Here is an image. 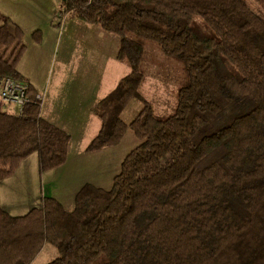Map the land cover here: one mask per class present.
Instances as JSON below:
<instances>
[{
	"label": "trees",
	"instance_id": "1",
	"mask_svg": "<svg viewBox=\"0 0 264 264\" xmlns=\"http://www.w3.org/2000/svg\"><path fill=\"white\" fill-rule=\"evenodd\" d=\"M61 6L54 19L70 13L118 35L117 58L131 68L95 105L102 128L86 151L117 146L130 129L140 143L110 189L85 184L72 210L44 196L41 206L12 215L0 200V264H32L46 244L59 253L48 264H264V12L246 0ZM24 39L0 11V79L23 80ZM33 39L40 42L42 31ZM149 47L184 72L168 116L141 95ZM37 94L31 86L22 109L0 102V183L33 153L41 172L67 161L70 135L42 118ZM134 99L144 106L126 122Z\"/></svg>",
	"mask_w": 264,
	"mask_h": 264
},
{
	"label": "crops",
	"instance_id": "2",
	"mask_svg": "<svg viewBox=\"0 0 264 264\" xmlns=\"http://www.w3.org/2000/svg\"><path fill=\"white\" fill-rule=\"evenodd\" d=\"M46 1L51 2L47 6L51 10L41 22L35 25L40 27H26L23 23H18L25 32L24 41L27 47L19 63L18 71L23 80L29 82L38 93L44 95V102L40 112L42 118L70 135L68 157L66 163L62 166L41 174L39 182L36 184V190L33 192L28 190L23 199L13 201L5 198L4 201L2 189L8 187L11 177L0 183L2 207L12 215H24L32 208L41 206L44 196L57 198L66 208L62 200V189H68L67 195L71 200L70 204L67 203L68 205H71V202L75 204L78 191L87 183L110 189L108 186L119 173L122 161L126 157L125 155L123 158L118 159L115 164V171L111 173L108 180L100 175L95 178L88 177L81 180L80 169L75 165L78 155L106 153L107 151V153L113 154L114 150H110V148L116 146L105 147L96 152L86 151L90 142L102 128V120L94 113L93 109L131 72V68L117 58L120 48V37L118 35L107 32L99 25L85 22L78 17L73 16L70 19L72 16L70 13L60 21L54 19L56 13L60 10L59 6L62 5L61 1ZM58 23L60 24L57 25ZM56 27H59L62 31L61 66L57 67V77H49L45 73L46 71L39 77L34 74L33 70L37 71L36 67L40 57H45L46 52L51 53L54 57L58 54L60 41L57 40L58 31ZM36 30L42 31V40L40 42H36L33 39V32ZM28 31H30V34H27ZM50 39L52 40L49 43ZM42 63L45 69V58ZM76 78L78 81L75 83ZM146 100L149 101L148 99ZM128 109L127 107L124 112L128 111ZM130 131L132 130H128L126 134ZM130 139L131 142L136 144L137 140L133 134ZM77 142L80 144L79 154L74 151ZM90 157L88 156L87 159ZM38 169L40 168L38 167ZM71 174H75V177H70Z\"/></svg>",
	"mask_w": 264,
	"mask_h": 264
},
{
	"label": "rangeland",
	"instance_id": "3",
	"mask_svg": "<svg viewBox=\"0 0 264 264\" xmlns=\"http://www.w3.org/2000/svg\"><path fill=\"white\" fill-rule=\"evenodd\" d=\"M61 4H62V0ZM247 3L257 12H264L263 4L257 0H246ZM51 2H47L46 0H0V11L11 18V20L20 24L23 23L26 27H40L35 26L50 12L48 9V4ZM60 9L62 6H59ZM263 8V9H262ZM73 16L70 17V19ZM43 25V24H39ZM58 34L57 40L60 41L58 54L52 55L49 52H46L45 57L41 56L36 67V70H33L35 75L41 77L45 73L48 74L49 77H57V67L61 66L60 58L62 55V31L59 27H56ZM27 34H30L28 31ZM52 39L49 40V43ZM54 57V58H53ZM46 61V68L43 66V59ZM56 67V69H55ZM32 72V73H33ZM146 83L141 88V94L144 98L148 99L153 107L154 111L159 116H168L174 113L177 106V91L179 86L181 85V80L184 78V72L182 70V65L177 61H171L163 57L160 51L153 47H149L148 56L146 59ZM47 76V77H48ZM78 81L76 78L75 83ZM144 103L140 99H134L130 105L128 106V111L124 112L122 117L126 122H131L137 114L143 108ZM8 109L14 110L13 106H7ZM226 121L225 117L221 121V123H215L213 129H211L210 133L215 130L217 126L225 125ZM225 123V124H223ZM132 134L134 138L137 140L131 142ZM130 140V141H129ZM140 142L139 138L130 131L122 142L116 146L110 148V150H114L113 154L109 153H94V154H84L78 155L76 159V166L80 169L81 180H84L88 177H105L108 180L111 176V173L115 171V164L118 159L123 158L127 155L131 150H133L138 143ZM80 144L77 142L75 144L74 151L79 154ZM115 153V154H114ZM34 155L28 157L20 166L19 171L15 176L13 175L9 179V185L7 188L2 189V198L5 201V198L8 200H16L23 199L28 190L32 192L36 190L37 183L39 182L40 175L44 172H41L39 167L38 153H33ZM88 156H91L89 159ZM211 162V157L205 158L200 164L199 167L203 168L207 166ZM7 164V160L3 161V165ZM39 170V171H38ZM39 172V174H38ZM45 174V173H44ZM47 176V175H46ZM70 177H75V174H71ZM6 182V181H5ZM113 182V181H112ZM112 182L109 184L108 188H111ZM67 188V187H66ZM30 191V192H31ZM68 189H62V200L66 206V209L72 210L74 209V202L70 204V198L67 195ZM28 208V207H27ZM23 211V210H21ZM58 249L53 245L46 244L42 249L41 253L34 260L33 264H48L50 261L55 259L58 255Z\"/></svg>",
	"mask_w": 264,
	"mask_h": 264
},
{
	"label": "built area",
	"instance_id": "4",
	"mask_svg": "<svg viewBox=\"0 0 264 264\" xmlns=\"http://www.w3.org/2000/svg\"><path fill=\"white\" fill-rule=\"evenodd\" d=\"M31 85L29 82L13 77L0 79V102L6 106L22 109L31 103ZM37 104L42 107L44 95L38 93L36 96Z\"/></svg>",
	"mask_w": 264,
	"mask_h": 264
}]
</instances>
